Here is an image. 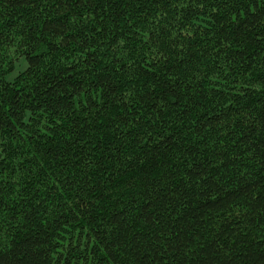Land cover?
Listing matches in <instances>:
<instances>
[{
	"label": "trees",
	"instance_id": "1",
	"mask_svg": "<svg viewBox=\"0 0 264 264\" xmlns=\"http://www.w3.org/2000/svg\"><path fill=\"white\" fill-rule=\"evenodd\" d=\"M0 264H264V0H0Z\"/></svg>",
	"mask_w": 264,
	"mask_h": 264
},
{
	"label": "rangeland",
	"instance_id": "2",
	"mask_svg": "<svg viewBox=\"0 0 264 264\" xmlns=\"http://www.w3.org/2000/svg\"><path fill=\"white\" fill-rule=\"evenodd\" d=\"M25 66H26L25 62L21 61L17 65V68H16L15 72L9 76V80H12L20 71H22L25 68Z\"/></svg>",
	"mask_w": 264,
	"mask_h": 264
}]
</instances>
